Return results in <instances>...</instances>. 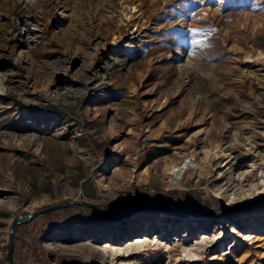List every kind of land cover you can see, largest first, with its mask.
<instances>
[{
  "label": "rangeland",
  "instance_id": "obj_1",
  "mask_svg": "<svg viewBox=\"0 0 264 264\" xmlns=\"http://www.w3.org/2000/svg\"><path fill=\"white\" fill-rule=\"evenodd\" d=\"M262 177L264 0H0V264H264Z\"/></svg>",
  "mask_w": 264,
  "mask_h": 264
},
{
  "label": "water",
  "instance_id": "obj_2",
  "mask_svg": "<svg viewBox=\"0 0 264 264\" xmlns=\"http://www.w3.org/2000/svg\"><path fill=\"white\" fill-rule=\"evenodd\" d=\"M260 201H264V196L255 199L254 202L242 203V204H240V206H238V207H236V208H234L232 210L233 211L234 210H240V208H244L246 206L253 205V204H255V202H260ZM74 204H77V205L79 204V205H82V206H85V207L96 209V210L100 211L101 213H103L102 210L96 205L89 204V203H83V202H80L79 200H75V201H69V202H66V203L55 205L53 207L44 209L42 211H38V212H36L34 214H28V215H26V218L29 219V218H31L32 216H35L38 213H43V212L52 211V210H55V209L65 208V207H68V206L74 205ZM142 210H146V211H166V212L168 211V212H173V213H176V214H179V215H182V214H193V213L185 211V210L178 211V210H174V209L169 208V207H167V208H165V207H144V208H140V209H138L136 211H142ZM18 218L19 217L13 219V221L10 224L9 230H8V239H7V244H6V257H7L8 264H13L12 263V251H11V247H12V233H13L14 226L18 223Z\"/></svg>",
  "mask_w": 264,
  "mask_h": 264
},
{
  "label": "bare ground",
  "instance_id": "obj_3",
  "mask_svg": "<svg viewBox=\"0 0 264 264\" xmlns=\"http://www.w3.org/2000/svg\"><path fill=\"white\" fill-rule=\"evenodd\" d=\"M171 173L173 174V171H171ZM170 182H171L172 185H175V187L178 186L179 183H180V181H179V179L177 177H171V181ZM260 184L263 186V188L261 190H257L256 194H260L261 192L264 191V177L261 178Z\"/></svg>",
  "mask_w": 264,
  "mask_h": 264
}]
</instances>
